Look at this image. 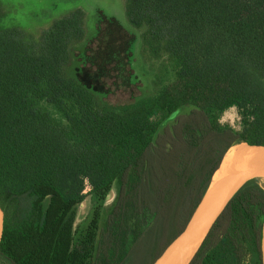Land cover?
I'll use <instances>...</instances> for the list:
<instances>
[{"label": "trees", "instance_id": "16d2710c", "mask_svg": "<svg viewBox=\"0 0 264 264\" xmlns=\"http://www.w3.org/2000/svg\"><path fill=\"white\" fill-rule=\"evenodd\" d=\"M116 5L130 35L106 62L124 85L144 80L123 103L76 75L95 32L79 12L40 38L0 25V264H125L138 245V264H152L228 152L264 145V0ZM230 106L241 130L213 121ZM87 193L89 213L73 230ZM263 215L264 187L236 190L187 264H261Z\"/></svg>", "mask_w": 264, "mask_h": 264}, {"label": "rangeland", "instance_id": "374dc122", "mask_svg": "<svg viewBox=\"0 0 264 264\" xmlns=\"http://www.w3.org/2000/svg\"><path fill=\"white\" fill-rule=\"evenodd\" d=\"M99 1L108 12L117 2V0ZM72 3L70 0H0V25L16 24L31 36L37 37L40 24L48 26L53 19L57 18L60 11L66 10L64 8H68ZM128 36L125 29L120 26L102 23L97 38L87 46L86 63L78 72L84 83L106 92L105 99L111 103L128 102L139 92L140 82L124 85L114 68V60H111L110 63L106 62L112 53L124 49ZM213 121L219 126H229L235 130L242 128L235 106L227 107L216 113ZM240 153V148L236 146L228 152L227 156L237 157ZM88 188L89 186L85 184L82 192H86ZM140 246H137V250L125 264H138V248Z\"/></svg>", "mask_w": 264, "mask_h": 264}, {"label": "water", "instance_id": "95a60500", "mask_svg": "<svg viewBox=\"0 0 264 264\" xmlns=\"http://www.w3.org/2000/svg\"><path fill=\"white\" fill-rule=\"evenodd\" d=\"M115 16L121 22V24L124 25V18L122 12H115ZM186 109L187 106L183 105L178 106L176 109L171 111L166 117L161 120L156 131L164 127L169 121L175 119L178 114H180ZM236 146L240 148L241 153L237 157L226 156L223 168L216 175H214V177L207 185L206 189L193 200V202L184 211L181 217L165 233L158 246L152 264H174L175 250L180 232L192 220L199 217L203 213H206L207 211H213L214 208L219 206V209L215 215L216 217L227 202V200L238 189L253 184H258L264 187L263 185H261V183L264 182V145L258 143L243 142ZM114 197L115 189L113 186H111V188L105 195L104 204L107 205L111 203ZM90 206L91 194L87 193L77 203L75 216L72 224L73 230L77 224L85 220L86 216L89 213ZM215 217L213 218V220L215 219ZM213 220L211 221V223L213 222ZM210 225L208 226V228L210 227ZM3 229L4 210L0 205V243L3 235ZM260 257L261 264H264V215L262 219L260 236ZM187 262L185 264H187Z\"/></svg>", "mask_w": 264, "mask_h": 264}, {"label": "flooded vegetation", "instance_id": "af4514ba", "mask_svg": "<svg viewBox=\"0 0 264 264\" xmlns=\"http://www.w3.org/2000/svg\"><path fill=\"white\" fill-rule=\"evenodd\" d=\"M64 1V0H63ZM71 2H73L72 4H70V6L68 8H64L66 10H63V11H60L59 14H57V18L53 19L51 21V23L46 26L47 24H40L39 27H38V35L37 37L40 38L42 33L49 29L54 23L56 20H58L59 18L61 17H66L68 15H71L73 14L74 12H79L80 13V17L82 18L83 20V23L85 25L88 24L87 27H90L89 29L95 31L93 36L91 37V39L87 42V45L92 41L94 40L95 38H97L99 32H100V26L102 23H106L108 25L110 24H115V25H120L116 16H115V12H118L120 11V8L118 5H116V3L114 4V6L112 7L111 10H109V12L105 9V7H103L101 5V1L99 0H70ZM53 6L55 5L54 3L52 4ZM117 6V7H116ZM120 27L122 28V26L120 25ZM124 29V28H123ZM128 35H130V33L125 30ZM86 51H87V48H86ZM86 62L82 63L78 70H77V73L76 75L79 77L78 75V72L79 70L83 67V65L85 64ZM115 64V62H113V65ZM127 71H129V73L133 72V69H131L128 65V68H126ZM116 70V69H115ZM118 74V72H117ZM119 77V76H118ZM80 78V77H79ZM81 79V78H80ZM82 81V79H81ZM144 80L142 78L138 79V80H135L133 83H137V82H140V84L138 85V90L140 92V88L141 86L144 85ZM146 82V80H145ZM89 85V84H87ZM128 85H132V83L128 84ZM92 86V85H90ZM93 87V86H92ZM94 88V87H93ZM96 89V88H95ZM98 90V89H97ZM104 93V99H105V96H106V92L104 91H101ZM139 92L137 94H139ZM136 94V95H137ZM134 95L133 98L136 96ZM132 98V99H133ZM106 100V99H105ZM108 101V100H106ZM109 102V101H108ZM111 103V102H110Z\"/></svg>", "mask_w": 264, "mask_h": 264}, {"label": "bare ground", "instance_id": "6f19581e", "mask_svg": "<svg viewBox=\"0 0 264 264\" xmlns=\"http://www.w3.org/2000/svg\"><path fill=\"white\" fill-rule=\"evenodd\" d=\"M261 185L264 186V182ZM218 209L219 206L214 208L213 211L203 213L182 229L175 250L174 264H185L188 261Z\"/></svg>", "mask_w": 264, "mask_h": 264}]
</instances>
